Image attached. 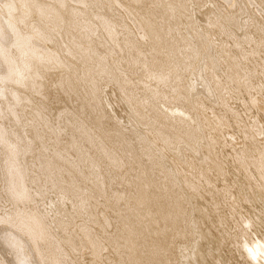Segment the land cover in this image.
I'll list each match as a JSON object with an SVG mask.
<instances>
[{"label": "bare ground", "instance_id": "bare-ground-1", "mask_svg": "<svg viewBox=\"0 0 264 264\" xmlns=\"http://www.w3.org/2000/svg\"><path fill=\"white\" fill-rule=\"evenodd\" d=\"M0 264H264V0H0Z\"/></svg>", "mask_w": 264, "mask_h": 264}]
</instances>
